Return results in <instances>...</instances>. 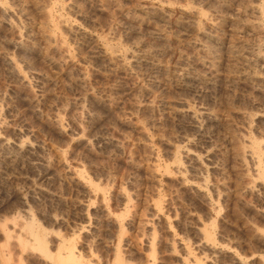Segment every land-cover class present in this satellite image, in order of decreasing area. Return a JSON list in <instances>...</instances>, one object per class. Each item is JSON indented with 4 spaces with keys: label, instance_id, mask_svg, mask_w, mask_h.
Masks as SVG:
<instances>
[{
    "label": "rangeland",
    "instance_id": "rangeland-1",
    "mask_svg": "<svg viewBox=\"0 0 264 264\" xmlns=\"http://www.w3.org/2000/svg\"><path fill=\"white\" fill-rule=\"evenodd\" d=\"M1 1L14 14L0 13V264H53L28 246L31 221L50 254L69 246L82 264H263L264 181L242 152L258 141L264 169V20L250 10L264 0ZM188 7L216 27L196 34ZM49 20L66 50L46 42ZM17 138L31 149L2 147ZM182 139L200 164L177 154ZM206 231L224 252L202 245Z\"/></svg>",
    "mask_w": 264,
    "mask_h": 264
},
{
    "label": "bare ground",
    "instance_id": "bare-ground-1",
    "mask_svg": "<svg viewBox=\"0 0 264 264\" xmlns=\"http://www.w3.org/2000/svg\"><path fill=\"white\" fill-rule=\"evenodd\" d=\"M251 1V0H250ZM258 1V0H256ZM61 4H64V3H61ZM61 4H54L53 6L56 5V8H61V9H65V5H61ZM71 4V3H70ZM261 4V3H260ZM252 4L250 5V10L254 13H256L258 15V17L260 18H263L264 20V6L261 4ZM17 5V4H16ZM58 6V7H57ZM162 6V4L160 5ZM20 7V6H19ZM165 6H162L161 8L165 10L164 8ZM187 8V7H186ZM189 8V7H188ZM58 10V9H57ZM73 10V9H72ZM192 10V9H191ZM190 8L189 9H184L183 12L186 13V15H191L193 18V30H195L196 34L197 33H209L208 31H211V28L213 27H216L215 23L213 24V22H210V19L209 17L207 18V14H204L202 13L201 11H191ZM14 11V10H13ZM181 11H182V8H181ZM49 12V11H48ZM51 12V11H50ZM0 13H3V15H5L6 17H12L11 14H14L13 12H11V9L10 7L2 2L0 0ZM47 13V12H46ZM56 15V14H55ZM20 16V15H19ZM49 17L50 14L47 15ZM190 16V17H191ZM175 17V16H174ZM189 17V18H190ZM23 18V17H22ZM165 18V17H164ZM177 18V17H176ZM18 19V18H17ZM52 19V18H50ZM56 19V17H55ZM20 20V18H19ZM64 20V19H63ZM8 21V20H7ZM50 21V27H49V31L45 34V40L46 42L48 43H59V45H61L62 49L66 50L67 47H65V45L63 44L62 40L60 39V37L57 35L56 31L58 30L57 29V26H56V22L57 20H54L55 23L51 20ZM48 21V22H49ZM61 21V20H60ZM67 21V20H66ZM9 22V21H8ZM70 22V21H69ZM68 22V23H69ZM76 22V21H75ZM221 23V22H220ZM60 24V23H59ZM67 24V23H66ZM261 24V23H260ZM68 25V24H67ZM69 28L73 29V31H80L81 29L77 26H73L72 23L71 25H69ZM22 29V28H21ZM57 29V30H56ZM236 30V29H235ZM29 32V31H28ZM83 32L82 30L80 31V33ZM213 33V32H212ZM78 34V33H77ZM215 37V35L213 36ZM162 38V37H161ZM177 38V37H176ZM216 39V38H215ZM134 43V42H133ZM193 45H196L197 43L195 41L192 42ZM18 45V44H17ZM199 45V44H198ZM20 47V46H19ZM142 47V46H141ZM145 49V48H144ZM61 50V49H60ZM179 50V49H178ZM64 52V51H63ZM100 52L105 55V56H108V57H111L113 55V50L110 46H108V44H104L102 45V47L100 48ZM134 53V52H133ZM132 51L129 53L128 51L124 52V56H129V57H133ZM66 54V53H65ZM233 54V53H232ZM242 54V53H241ZM257 54V53H256ZM133 55V56H132ZM237 55V54H236ZM234 56V54H233ZM2 60L4 62V64L6 65L7 69L9 70V73L14 77L16 78L17 80L19 81H24L25 80V75L24 73L22 72L21 70V67L16 63V61L14 60V58H12L11 56L7 55V54H3L2 55ZM125 58V57H124ZM183 59V58H182ZM23 60V59H22ZM21 60V61H22ZM109 61V60H108ZM141 62V61H140ZM183 63H186L185 62V59L182 60ZM1 63V62H0ZM131 63V62H130ZM129 64V63H128ZM146 64V63H145ZM184 65V64H183ZM28 67V66H27ZM132 68V67H131ZM28 69V68H27ZM164 73L168 72H172L170 71L169 72V69L167 67H163V70H162ZM180 72H172L170 73L172 76H174L176 79L178 78H185L186 76V69L181 67V69L179 70ZM8 72V71H7ZM157 73V72H156ZM26 74V73H25ZM40 77V76H39ZM192 77V76H191ZM168 79V78H167ZM257 80L261 81V82H264V78H260L258 77ZM166 85V84H165ZM162 88V87H161ZM162 92V91H161ZM160 94V93H159ZM80 105V104H79ZM175 113L177 115H184V116H187L188 118H190L191 120H193V124L195 125V118L197 116V112L192 110V108H190L188 106V104H181L180 103V106L178 109L175 110ZM204 117L206 118H210L211 115L208 114V113H201ZM55 120H56V123L58 125L61 124V120L60 118L55 115L54 116ZM55 123V124H56ZM205 123V122H204ZM193 126V125H192ZM196 127V126H195ZM4 129V128H3ZM5 130V129H4ZM15 133V132H14ZM25 139V138H24ZM24 139H21V138H17L15 140H13V142H9V141H5L2 143V147L5 148V149H10L12 150L13 153H20V152H23V151H29L31 149V144H29V142H27L26 140ZM27 139V138H26ZM148 140V139H147ZM182 142V145L181 146H178V149H177V154H181L183 156H185L186 158H189L190 160H192L195 164H200L201 162V157L197 154H194V153H191L190 150L187 148V145H188V140L187 139H182L181 140ZM247 142V141H246ZM36 143V142H35ZM115 144V143H114ZM248 144V145H247ZM246 144V148L244 147L243 149V152L242 153H246L249 160H250V163L252 165V168H253V171L257 174L258 177H260V179H262L264 181V169L261 165V159H260V155H258V152L259 150L262 148L261 145L258 143V141H248V143ZM262 144V143H261ZM264 145V144H263ZM264 147V146H263ZM2 148V149H3ZM262 150V149H261ZM175 151V150H174ZM260 153V152H259ZM155 156V155H154ZM245 155L242 156V158L244 157ZM260 156V157H259ZM206 158V157H205ZM150 159V157H149ZM155 160V159H154ZM51 161V160H50ZM60 161L61 163H63V159L61 157V154H60ZM244 161V160H243ZM150 163V162H149ZM43 165V164H42ZM64 165V164H63ZM208 166V165H207ZM47 167V166H46ZM67 167V166H66ZM159 168V167H158ZM46 169V168H45ZM157 169V168H156ZM181 169V166L179 165V163H177L176 165V170L179 171ZM76 172V171H75ZM174 172V171H173ZM180 172V171H179ZM182 172V171H181ZM206 172V171H205ZM183 173V172H182ZM67 174L70 176V179L72 180L73 183H75L76 185H78L79 187H81V189L83 190V192H85L86 196H94V194H96L98 191L96 190V188L88 181V179L85 178V176L83 175H78L77 173H74V171H69L67 170ZM188 176V175H187ZM196 177V176H195ZM193 178V177H192ZM184 180V179H183ZM182 180V181H183ZM191 181V180H190ZM197 182V181H196ZM186 184V183H185ZM188 184V183H187ZM207 186V185H206ZM204 187L205 185L204 184H195L193 185V188L198 192L200 193L201 196H203V198L209 202L208 204H210L211 200H210V196H207L206 194V189L204 191ZM118 189V188H117ZM120 191V190H119ZM118 193V192H117ZM98 194V193H97ZM96 194V195H97ZM107 195V194H106ZM213 195V194H212ZM217 195V194H216ZM119 196L121 198V200L123 202H127L128 201V197H127V194H125L123 191L119 192ZM217 197V196H216ZM215 198V197H214ZM213 200V199H212ZM215 202V201H214ZM213 204V202H212ZM155 205V204H154ZM158 205V204H157ZM209 206V205H208ZM215 206V205H214ZM213 206V207H214ZM155 208V207H154ZM106 209V208H105ZM157 209V208H155ZM160 210V207L159 209H157V211ZM106 211V210H104ZM109 213V212H108ZM26 214V217L27 216H31L29 215V212L25 213ZM24 215V214H23ZM108 216V214H106ZM111 215V214H110ZM138 216V215H137ZM111 217V216H110ZM30 218V217H28ZM112 218V217H111ZM22 220V219H21ZM30 220V219H29ZM111 221V220H110ZM19 222V221H18ZM17 222V223H18ZM21 222V221H20ZM112 222L115 223V224H118V221L116 219H112ZM148 222V221H147ZM8 223V222H7ZM169 224V223H168ZM18 225V224H17ZM167 225V224H166ZM148 226L146 223L143 224V227H146ZM21 227V226H20ZM124 227V226H123ZM170 227V226H169ZM168 227V228H169ZM202 227V226H201ZM5 228V227H4ZM17 228V226H16ZM25 229L26 231V234L27 236L30 237V239L32 240V243H29L27 242V240H25L26 242H23V241H20L22 239H19L20 243L21 244H27L28 243V246H30L32 249H36V251L39 252V254H41L44 258H48L52 261L53 264H82V261L79 259V257L76 255V252L75 250L72 248V247H64V249L59 252V253H56V255H52L49 253L48 249H47V246L45 244V239H44V234L42 233V231L40 230V228L35 225L32 221L31 222H28V223H25V227L23 228ZM22 229V230H23ZM150 230V229H149ZM15 231V230H14ZM89 231V230H88ZM205 231V230H203ZM200 232V230H199ZM4 233H5V229H4ZM211 233V232H210ZM209 232H205L204 235H203V232H202V235L204 236V240L202 242V245L207 248L211 253H220L221 250L225 249L226 247H224L223 249H221V247H217L216 244H215V241L214 239H212L211 235H210ZM15 234V233H13ZM21 235V234H20ZM7 236V235H6ZM10 236V234H9ZM214 237V236H213ZM8 238V237H7ZM14 238V237H12ZM49 238V237H48ZM62 238V236H61ZM173 238V237H172ZM9 239V238H8ZM123 239V238H122ZM12 240V239H11ZM125 240V239H124ZM154 240V239H152ZM53 241V240H52ZM15 242V241H13ZM149 240H148V244H149ZM123 244V243H122ZM20 245V244H19ZM27 246V245H26ZM184 246V245H183ZM29 247V248H30ZM28 248V249H29ZM30 248V249H31ZM26 250V249H25ZM232 250V249H231ZM230 250V251H231ZM26 252V251H25ZM37 252V253H38ZM224 252V250H223ZM31 253V252H30ZM121 253V252H120ZM188 253L190 252H187L186 251V254L188 255ZM222 253V252H221ZM220 253V254H221ZM32 254V253H31ZM234 254V253H232ZM224 255V254H223ZM41 256V257H42ZM189 256V255H188ZM187 256V257H188ZM217 257V255H215ZM6 257V256H5ZM150 257V255H149ZM191 257V256H190ZM235 257V255H234ZM261 257V256H260ZM92 258V257H91ZM237 258V257H236ZM239 258V257H238ZM123 260V259H122ZM264 260V258H263ZM194 261V259H193ZM242 264V261L239 260ZM196 264H201V263H198V261L196 262ZM194 263V264H195ZM116 264H123L121 260H117ZM125 264V262H124ZM184 264H188V262H184ZM190 264V263H189ZM193 264V263H192ZM238 264V263H237ZM244 264V263H243ZM264 264V263H263Z\"/></svg>",
    "mask_w": 264,
    "mask_h": 264
}]
</instances>
